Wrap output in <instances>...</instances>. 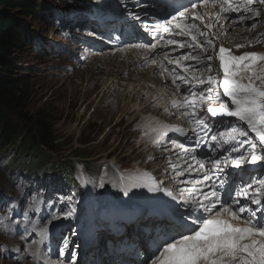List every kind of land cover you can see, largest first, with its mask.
<instances>
[{"label":"snow or ice","instance_id":"snow-or-ice-1","mask_svg":"<svg viewBox=\"0 0 264 264\" xmlns=\"http://www.w3.org/2000/svg\"><path fill=\"white\" fill-rule=\"evenodd\" d=\"M133 6L147 7L142 0H133ZM128 15L140 19L131 9ZM248 20L254 22L246 25ZM257 20L264 24V0H188L155 25H143L154 42L128 45V51L144 50L145 66L158 68L174 86L166 105L157 99L151 106L163 107L169 117L183 118L190 126L189 134L183 127L156 122L145 132L154 134L151 143L165 151L180 149L182 163L166 158L171 168L166 178L175 187L152 178L142 185L149 192L162 191L178 205L169 206L171 223L144 264H264V53L234 51L264 43V32L236 43L229 31L254 33ZM164 49L185 51L172 56ZM182 85L187 87L182 90ZM170 132L194 140L196 147L173 140V148H164ZM206 139L210 153H198ZM248 166H255V175ZM81 179L89 182L83 174ZM74 214L70 207L63 215ZM33 230L41 237L33 244L39 245L47 228L33 225ZM28 254L40 264L38 247Z\"/></svg>","mask_w":264,"mask_h":264},{"label":"rangeland","instance_id":"rangeland-1","mask_svg":"<svg viewBox=\"0 0 264 264\" xmlns=\"http://www.w3.org/2000/svg\"><path fill=\"white\" fill-rule=\"evenodd\" d=\"M26 1L32 5V11L38 10L35 7L37 4L43 10L58 9L61 13H57L56 17L54 13L34 18H25V14L15 16L27 25L29 33L37 36L39 43L37 49L29 47L13 55L18 59L15 60L19 67L18 74L25 76H13L22 79L21 87L26 92L23 110L34 117L46 118L51 123L59 147L57 155L49 154L51 158L73 164L76 171H82L84 168L81 163L85 164L89 181L85 189L88 193L84 192V199L79 202L83 204L78 206L74 200L69 201L66 191L64 195L59 188H55L53 194L47 195L46 184L30 182L22 175L16 176L17 173H7L0 163V192L10 197L7 202L0 204V264H30L25 251L34 245L33 241L41 238L38 231L33 230V225L38 230L68 222L71 217L65 219L63 214L70 207L75 209L74 215L81 223L89 211V199L96 209V205L108 193L120 202L130 200V196L122 191L125 184L123 176L145 167L150 168L151 163L147 162L154 156L147 146V130L144 124L141 125L147 119L146 114L143 119H137L138 115L135 114L136 121H133L134 114L127 115L118 122L122 117L123 104L126 102L139 108L146 100V92L149 95L153 87L148 85L145 93H139V98L125 100L128 96H122L121 93L127 91V87L135 81L128 79L124 82L127 86L112 88L113 83L107 82V70L103 67L100 71L101 63L77 62V58L80 61L86 59L87 53L81 43L93 31L74 13L83 0ZM259 32H264V24H260L249 35V39ZM235 42L243 43L244 40L235 38ZM242 49L264 53V43ZM69 51L73 54L70 55ZM4 59L7 60L6 57ZM129 70L114 73L112 79L123 78L130 74ZM106 82L112 87L104 91ZM83 156L87 160H82ZM101 183L103 187H100ZM54 195L63 198L62 202ZM53 214L59 218L53 219ZM22 236L26 239H21Z\"/></svg>","mask_w":264,"mask_h":264},{"label":"trees","instance_id":"trees-1","mask_svg":"<svg viewBox=\"0 0 264 264\" xmlns=\"http://www.w3.org/2000/svg\"><path fill=\"white\" fill-rule=\"evenodd\" d=\"M0 6V159L7 158L9 150L15 147L5 168L40 179L72 181L73 168L68 165L64 168L49 160L48 152L59 151L51 123L23 110L27 100L21 87L23 82L20 77H13L18 70L15 61L18 59L13 55L38 43L36 38L26 36L24 25L15 16L25 14V18H34L44 15L45 11L37 5L38 10L32 11V5L26 0H0Z\"/></svg>","mask_w":264,"mask_h":264},{"label":"bare ground","instance_id":"bare-ground-1","mask_svg":"<svg viewBox=\"0 0 264 264\" xmlns=\"http://www.w3.org/2000/svg\"><path fill=\"white\" fill-rule=\"evenodd\" d=\"M96 7H97V4H96L95 0H83V3L81 4V6L78 10H81L83 8H86L87 10H92V8H96ZM34 20H37V19H34ZM19 22L24 25L25 30H26V36L33 37V38L37 39V36L35 34L29 33L30 31H28L27 25L24 24L23 21H19ZM234 33H235V36L238 38V37H240L241 31L235 30ZM88 37L93 38L94 36L89 34ZM34 47H36V46H34ZM37 48L38 47H36V49ZM95 50L96 49H93L91 51V53L94 52ZM88 55H90V52ZM143 55H146V54L141 53V52L128 51L126 49L124 52L116 50L113 53L103 52V53H100L99 55H96V56L90 55V58L87 61V63L88 64H92V62L101 63L102 68L100 69V71L103 70V67L105 68V70H107L106 76H109V78H110V79L108 78L107 82L110 81L111 83H113V85H112L113 87L111 86V84L107 85L108 83L106 82V85L103 88L104 91L108 90V88H110V87L116 88L117 85H118V88L119 87L121 88V86L125 87L124 85H126V84H123V83L128 79H131V81H135L134 84L129 83L130 85L127 87V91H123V89H122L123 92L121 93V95L122 96H128L127 98H125V100L129 99V98H131V99L139 98V93H145L146 87L148 85L153 86V91L150 92L149 95H148V91L146 92V96H147L146 100L143 103V105L142 104L141 105H142V110H146V111H150V112H157L158 108L152 107L150 105V101L153 100L157 95H159V93H161V94L166 93L167 94L169 91V88L165 85L161 86L160 85V84H162L161 81H160V84H158V83L153 84V79L155 77V74H154L155 67L148 65L147 71L145 73H141L140 67L143 65V63H142L143 60L141 59V57ZM119 59H120V61L117 62V60H119ZM128 68H130V74H127L123 78L118 79L119 81L116 78H115L116 81L114 79H112L114 73L117 74V72H122ZM18 70H19V67H18ZM18 70H17V74H18ZM18 75L25 77L22 74H18ZM168 80H170V79H168ZM170 95H171V93H170ZM125 100L123 101V103L125 102ZM139 101H140V99H139ZM160 103L164 104V101L161 100ZM123 106L124 107L122 109V111H123L122 114L129 112L134 107V105L126 104V102L123 104ZM140 109H141V107H140ZM140 109L138 108L135 111L136 115H139ZM143 127H145V123H144ZM138 145H139V143H138ZM41 149L45 150L44 147H42ZM43 150H41V151H43ZM48 155H49V152H48ZM49 160L51 163H57L60 166H64V168L67 167V162L65 163V161L61 162V161H59V159L53 160L50 158H49ZM133 174H135V173H133ZM128 179L131 181V183L126 182L127 186L125 188V185H124L123 189L128 190V192L130 193L132 198H135L136 200H139V201H141V203L145 204V202L147 200V193L145 191V186H142V185H144V183L141 181L142 177L140 178L141 182L140 183L138 182V184H137V182L136 183L132 182L131 178H128ZM133 181H135V180H133ZM133 185H137V186H133ZM150 193L152 194V198L155 199L156 198L155 193H153V192H150ZM112 200L114 202V198H112ZM107 203H109V202H107ZM89 205H92V204H88V206ZM96 215H97V213L96 214L91 213L89 216V221H91ZM142 263H144V261H142L141 264Z\"/></svg>","mask_w":264,"mask_h":264}]
</instances>
